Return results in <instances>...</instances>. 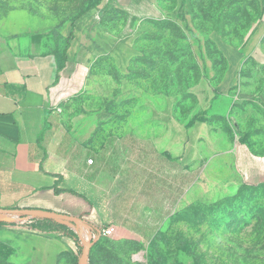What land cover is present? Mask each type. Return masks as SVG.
<instances>
[{"label": "rangeland", "instance_id": "obj_1", "mask_svg": "<svg viewBox=\"0 0 264 264\" xmlns=\"http://www.w3.org/2000/svg\"><path fill=\"white\" fill-rule=\"evenodd\" d=\"M93 2L0 0V34L20 50L53 53L55 33ZM122 3L102 0L100 8L130 31L127 47L101 60L88 91L47 113L42 143L57 164L77 171L94 142L158 135L141 133L145 127L183 126L186 144L175 170L191 175V181L183 176L182 194L191 184L198 206L167 222L150 264H223L238 252L246 264H264V240H246L264 236V220L255 232L238 220L246 205L243 216H252L254 204L264 216V193L256 191L264 183L249 180L252 162L238 159L256 153L255 145L264 151V125L257 122L264 112V0H157L158 16L146 19L131 18ZM157 182L151 181L163 184ZM223 208L233 211L231 225ZM14 222L24 227L25 220ZM18 225L0 223V264L29 263L33 245L16 236Z\"/></svg>", "mask_w": 264, "mask_h": 264}, {"label": "crops", "instance_id": "obj_2", "mask_svg": "<svg viewBox=\"0 0 264 264\" xmlns=\"http://www.w3.org/2000/svg\"><path fill=\"white\" fill-rule=\"evenodd\" d=\"M123 2L131 18L158 16L157 0ZM75 24V38L60 71L54 54L30 47L20 50L0 34V208L48 210L82 218L98 230L112 227L111 237L93 245L91 264H150V250L167 222L198 205L191 184L182 194L183 176L191 181V175L175 170L176 162L183 159V139L187 136L182 134H187V130L178 124L156 130L145 127L141 133L158 135L94 142L89 158L80 157L77 171L69 163L57 164L39 140L47 113L88 91L98 75L101 59L127 47L130 33L111 21L109 15H103L102 8L89 10ZM70 29L67 27L62 34L68 36ZM257 122L264 125L263 111ZM191 148L190 141L189 159ZM255 149L252 156L239 153L238 159L242 165L252 162L254 171L245 176L260 184L264 183V151L258 145ZM89 159L94 160L92 165L88 164ZM165 163L170 166L165 167ZM158 180L163 182L160 187L155 186ZM158 189L159 195L154 194ZM256 191L264 193L261 189ZM244 207L243 213L249 205ZM250 210L251 217L242 213L238 220L244 228L253 224L255 232L264 220L263 207L254 204ZM224 211L227 218L223 221L229 219L231 225L230 219L236 220L230 218L233 211ZM14 233L33 245L28 264H70L78 252L76 242L69 237L47 235L19 225ZM246 240H264V236ZM125 241L132 243L126 245ZM247 260L245 254L238 252L237 259L228 258L223 264H246Z\"/></svg>", "mask_w": 264, "mask_h": 264}, {"label": "trees", "instance_id": "obj_3", "mask_svg": "<svg viewBox=\"0 0 264 264\" xmlns=\"http://www.w3.org/2000/svg\"><path fill=\"white\" fill-rule=\"evenodd\" d=\"M102 6V0H94V2L84 11H82L78 16H76L70 23V33L68 36H64L62 33H55V40H56V49L55 51L52 53L56 56L57 58V62H58V69L59 71L62 70L67 62V52L68 49L70 47V44L72 42V40L75 38V27H76V21L86 12H88L91 9H95V8H100ZM103 59V58H102ZM101 59V60H102ZM100 63V62H99ZM44 131L41 133L40 135V143H42L43 137H44ZM57 192H60L59 190H56ZM71 193L76 194L75 192H73L71 190ZM244 197V196H243ZM198 206V205H197ZM197 207L192 206L190 208H187L184 212L190 211V213H194V210H196ZM226 209V208H225ZM224 210V208H223ZM222 210V211H223ZM80 221H82V218H79ZM1 224H5V225H11V226H15L20 224L19 222H12V221H0ZM24 225L25 228L33 230V231H37L43 234H47V235H55V236H61V237H69L71 239H73L76 244H77V248H78V257H80L84 250H85V246L83 244V240L80 236V229H77L75 224H72L73 227H70L67 224H63L54 220H48V219H41V218H32L29 219L23 223H21ZM96 229V228H95ZM98 230V229H97ZM89 240V242L93 245H97L100 240H106V237H102L100 238L98 241H94L93 238L88 237L87 238ZM97 242V243H96ZM92 252V249H91ZM91 252H90V256H91ZM77 256L74 258V264H77ZM152 258V256H151ZM91 257L89 258L90 261ZM151 260V259H150ZM91 262V261H90Z\"/></svg>", "mask_w": 264, "mask_h": 264}, {"label": "water", "instance_id": "obj_4", "mask_svg": "<svg viewBox=\"0 0 264 264\" xmlns=\"http://www.w3.org/2000/svg\"><path fill=\"white\" fill-rule=\"evenodd\" d=\"M2 217V218H1ZM11 220H3L9 219ZM14 218V219H13ZM32 218H41L54 220L63 224H67L70 227H73L72 224H75L77 229H80V236L83 240V244L85 246V250L79 259L78 264H87L90 258V252L93 247V244L89 242V240L85 236V222L80 221L78 217L69 216L62 213H57L48 210H39V209H3L0 208V221H15V220H24V219H32ZM90 226V225H89ZM96 232H100L99 230L93 228ZM91 238V234L89 236ZM100 237L93 239L94 241H98Z\"/></svg>", "mask_w": 264, "mask_h": 264}, {"label": "built area", "instance_id": "obj_5", "mask_svg": "<svg viewBox=\"0 0 264 264\" xmlns=\"http://www.w3.org/2000/svg\"><path fill=\"white\" fill-rule=\"evenodd\" d=\"M94 163V160L93 159H89L88 160V164L92 165ZM17 221V220H15ZM21 221V220H19ZM85 235H89L91 234V237L93 239H96L98 237L102 238V237H111L114 233V228L110 227V228H107V229H104V230H99L100 232H96L92 227H90L88 224H85ZM86 228L90 229V230H86Z\"/></svg>", "mask_w": 264, "mask_h": 264}, {"label": "bare ground", "instance_id": "obj_6", "mask_svg": "<svg viewBox=\"0 0 264 264\" xmlns=\"http://www.w3.org/2000/svg\"><path fill=\"white\" fill-rule=\"evenodd\" d=\"M86 236V238H88L89 237V235H85Z\"/></svg>", "mask_w": 264, "mask_h": 264}]
</instances>
